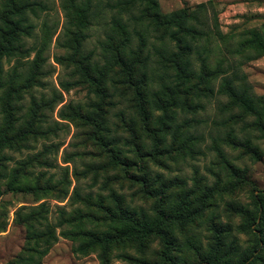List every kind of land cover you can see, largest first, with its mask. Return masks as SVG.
<instances>
[{
    "label": "rangeland",
    "instance_id": "obj_1",
    "mask_svg": "<svg viewBox=\"0 0 264 264\" xmlns=\"http://www.w3.org/2000/svg\"><path fill=\"white\" fill-rule=\"evenodd\" d=\"M15 1L24 13L9 19H21L22 29L17 49L2 59L0 89V128L8 137L0 145V264H164L162 243L153 235L77 250L88 232L103 237L126 228L113 194L122 199V211L140 217L156 214L157 191L165 212L183 200L194 214L184 227L169 226L173 264H199L217 233L224 238V264L251 254L258 204L264 235V55L234 50L248 30L264 40V0H157L162 13L183 7L197 12L192 23L209 34L205 51L200 37L190 57L198 75L204 56L208 75L189 84L177 80L160 55L174 47L156 32L129 21L126 45L112 29L117 0H91V18L83 25L68 0ZM7 2L0 0L3 30L9 27L2 19ZM132 26L146 47L145 63L130 80L114 56L123 43L132 56L129 50L139 43ZM224 77L247 90L248 108L224 93ZM170 83L174 106L168 105ZM139 104L149 113L148 128L163 114L159 107L166 108L171 129L158 134L157 147ZM99 112L105 128L96 139L89 119ZM128 122L135 123V134ZM23 206V219L32 210L43 219L19 222L16 211ZM252 264H264V245Z\"/></svg>",
    "mask_w": 264,
    "mask_h": 264
},
{
    "label": "trees",
    "instance_id": "obj_2",
    "mask_svg": "<svg viewBox=\"0 0 264 264\" xmlns=\"http://www.w3.org/2000/svg\"><path fill=\"white\" fill-rule=\"evenodd\" d=\"M68 1L70 6L74 9L76 21L82 25L84 23H89L91 18V0H83L81 2H78L77 0ZM15 3V0H8L6 4V7L8 8L5 10L2 16L4 23L8 24L9 27L6 30L0 28V89L4 86V80L2 78V59L4 56L10 55L13 50L17 49L16 44L19 41L17 35L19 30L22 29L21 19H9L12 15L22 17L24 13L22 7H16ZM204 5V3H199L196 7L200 8V10H203ZM114 7L117 9V15L111 18L110 25L112 26L113 30L123 37L126 45L130 42V31L128 29V23H130L129 21H131L134 25L144 27V31H147V28H150L153 32L158 34L156 38L159 41L163 42L164 44L173 45L174 50L168 51L165 49L160 55L170 62V65L175 70L174 75L177 80L184 84H189L195 77H197L201 82L204 81L205 76L208 75L206 70L209 68L206 58L201 56V72L198 73V75H196L195 71L190 67V57L193 51L197 48V44H199V38H204L202 43L204 44L205 51V45L207 44L209 37V34L206 32V30H198V28L192 23V20L196 21L198 18L197 12H193L189 8L183 7L169 13H162L157 9V0H117ZM123 15H126L127 18L125 19ZM198 23L202 22L198 21ZM132 29L139 41L135 49L132 48L129 50L132 56L128 57V54L125 53V45H123L124 43L120 44L116 48L114 56L116 64L122 66L125 69L127 77L130 80L132 78V73L136 69V66L145 63V61H142L140 58L143 55L146 47V41L143 33L140 30H137L135 26H132ZM246 34L247 36L238 42L234 52L244 53L246 51H251L259 56L264 55V40L261 38L260 34L255 30H248ZM109 39H112V37ZM231 82L232 81L227 77H224V93L233 101H239L243 108H248L249 99L251 98L249 97L247 90L240 91L233 87ZM171 83L170 86L165 84V87L167 88L169 96L168 105L174 106L176 105L175 89L173 86H171ZM97 89H99V87H97ZM100 91L101 90L98 92L99 95ZM138 91L139 90L137 89V94L141 98V94ZM103 94L104 92L102 90L100 96ZM98 109H101L100 106ZM159 109L164 110L163 114L155 118L154 121L156 126L148 128L149 113L145 110L143 105L139 104L140 119L145 126V129L149 131L148 134L152 135V139L155 141V146L158 145V134L169 133L171 129L170 124L167 123L166 108H163L162 106V108L159 107ZM89 124L93 127L92 134L95 135L96 139H99L98 134H101L105 128V118L102 116L101 112L95 114L93 118L89 119ZM126 126L130 134H135L134 122L126 123ZM262 131L264 132V128H262ZM5 143H8V137L0 128V145H4ZM150 155L156 157V151L151 152ZM112 157L115 160L119 159L117 153L112 155ZM125 160L127 159L125 158ZM125 160H121L122 162L120 161V163L127 164V161ZM155 180L160 182L159 176H157ZM141 181L145 183V178L143 176H141ZM9 189L18 191L31 188H16L15 186H10ZM159 192L160 191H157L155 194L159 198L155 205L156 214L154 216H149L144 212H141L140 217H136L134 213L130 214L126 210L122 211V199L116 194H113L114 202L116 203L117 210L119 211V218L126 221V228L121 230L122 232L115 233L114 235H104L103 237H98L94 233L88 232L86 234L88 236V241L85 244H80L77 247V250L81 252L87 246H93L97 241L103 243L107 248L110 242L116 241V239H122L123 237L135 236L142 239L153 235L158 237L162 243L161 258L163 263L173 264L171 261L172 256L170 255V252L173 250L175 240L172 236L169 226L172 224H178L181 227H184L187 223H190L193 220L194 214L188 210L186 202L183 200H181L180 203H178V205L175 206L170 212H165L159 205L162 203L161 193ZM39 206L43 207L45 205L40 204ZM25 209L26 207L23 206L16 211L17 220L19 222L22 221L24 223H30V220L32 219H43V217L34 210L27 213L25 219H23L21 211ZM257 209L258 213L252 221V223L256 225V230L259 232L256 233V246L251 254L245 256V258L237 264H252L258 258L259 251L262 250L264 245V235H262V232L260 231L261 229L259 228L263 223L261 204H258ZM257 219L258 221L256 222ZM224 263V238H222L221 235L217 233L214 237L213 244L210 245L207 253H205V255L201 258L199 264Z\"/></svg>",
    "mask_w": 264,
    "mask_h": 264
}]
</instances>
